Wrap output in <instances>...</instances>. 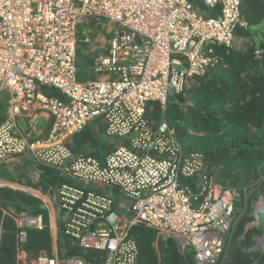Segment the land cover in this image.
<instances>
[{
    "label": "built area",
    "instance_id": "obj_1",
    "mask_svg": "<svg viewBox=\"0 0 264 264\" xmlns=\"http://www.w3.org/2000/svg\"><path fill=\"white\" fill-rule=\"evenodd\" d=\"M242 1L0 0V86L9 94L0 160L27 156L62 175L54 193L63 235L102 253L101 264L138 263L135 226L173 237L196 264L225 257L245 198L204 172L203 157L184 149L167 119L151 124L147 115L166 109L169 89L180 93L205 73L214 47L234 45L247 25ZM89 17L116 28L92 58L94 77L83 79L78 42L90 40L78 24ZM94 120L114 146L102 158L73 153L66 141ZM17 238L25 240L24 224ZM33 264L89 263L39 254Z\"/></svg>",
    "mask_w": 264,
    "mask_h": 264
},
{
    "label": "trees",
    "instance_id": "obj_2",
    "mask_svg": "<svg viewBox=\"0 0 264 264\" xmlns=\"http://www.w3.org/2000/svg\"><path fill=\"white\" fill-rule=\"evenodd\" d=\"M243 16L247 26L236 28L235 35L247 38L253 27L264 22V1L251 0ZM99 25L98 20L94 26L102 29ZM84 47L86 49L87 44ZM262 48L256 54L253 44L241 51L233 46H216V61L207 67L204 74L193 78L189 90L168 100L165 110L156 107L147 115L151 124H157L162 118L167 119L169 124L173 123L179 128L178 137H195L186 151L198 152L207 165L204 172L209 177L214 176V180L224 187L237 189L245 198L231 232L226 255L214 264H264V253L249 250L253 235L258 232L255 226L250 227L255 218L253 206L259 197H264V46ZM88 54L83 51L81 66L84 73L92 62ZM78 74L85 78L79 68ZM43 89L48 95H60L56 90ZM183 110L192 113L193 122H200L198 129L181 130ZM5 113V100L0 96V123ZM103 132L104 125L100 120H94L70 137L66 144L75 154L102 158L115 144L106 133L109 140H98V134ZM37 169L41 171L40 179L32 183L31 178H27V182L42 192L51 191L63 180L52 167L37 165ZM8 205L18 211L28 210L41 215L42 227L26 228L25 240L18 241L13 219L2 213V209H9ZM0 224V264H16L18 245L26 250L29 260L43 252L51 255L49 212L41 199L1 185ZM132 236L139 249L137 264H196L190 253L178 250L171 236H156L154 230L143 226L133 227ZM58 244L57 247L64 250L59 253L66 258L75 255L89 264L102 262V253L81 250L66 237Z\"/></svg>",
    "mask_w": 264,
    "mask_h": 264
},
{
    "label": "crops",
    "instance_id": "obj_3",
    "mask_svg": "<svg viewBox=\"0 0 264 264\" xmlns=\"http://www.w3.org/2000/svg\"><path fill=\"white\" fill-rule=\"evenodd\" d=\"M250 1L251 0L243 1V4L241 5L242 14H243V11L246 10L247 4H249ZM106 32L109 33V36H110V29H106ZM108 38L103 37L101 40L96 41V43H94L91 46L90 44H87L86 49L85 47L84 49L82 48L81 41L78 42V54L79 55L77 57H78V63L80 62L78 65V68H79L80 74H83V77H85L83 79L94 77L93 75H91L89 71L90 65L92 62L88 64V66L86 67L87 69L86 73L83 72V67L81 66V63H83L82 61L83 51L90 53L88 55H90L91 58H93L92 56L98 53H105L107 50ZM0 96L3 99V101L5 100V104H6V113H5V118H4L5 120L9 112V106L7 104L9 94H8V91L4 87L1 88V86H0ZM47 117H48L47 114H45L44 116H41L42 119L50 120V118H47ZM19 123L22 127L24 126L22 119L19 120ZM48 124L49 122H47L46 120L44 121L40 120L36 124L37 130L39 131L42 129L46 130V128L48 127ZM5 164L9 166L10 168L6 169ZM40 176H41V171L38 170L37 167L31 163L30 159L27 156H16L13 158H9L7 160H0V186L4 185L5 187H9L14 191L20 190L24 193L31 194L32 196H35L41 199V201L46 204L48 212H49V226L51 228L52 252H51V255L49 256L55 255L61 259V258H64V256L60 254L59 252L60 251L62 252L64 250L63 249L60 250L57 247V244H58V241H60L61 239L60 243L58 244L59 246L62 243V238H64L65 236L63 235V232H62V222H63L61 218L62 214L59 211L58 205H56L57 202H56L55 193H54L56 186L51 191L42 192L40 189L34 188L27 182V178H31L32 183L33 182L35 183L40 179ZM50 193H54V194L50 195ZM8 207L9 209H2V213L4 215H9L13 219V223L15 225L14 228H15L16 238H17V231L20 228V225L22 224H24L25 229L28 227H33V228L42 227L41 215L31 213L28 210L18 211L12 205L10 206L8 205ZM25 214H29L30 216L32 215L31 223H34L35 224L34 226L31 223H26L28 218L25 216ZM0 233H1V224H0ZM17 248L18 249L16 253L15 263L16 264H28V263L33 264V259L29 260L26 250H24V248L20 245H18ZM20 250L24 252H20ZM40 254H45V253L43 252ZM45 255H48V254H45Z\"/></svg>",
    "mask_w": 264,
    "mask_h": 264
},
{
    "label": "rangeland",
    "instance_id": "obj_4",
    "mask_svg": "<svg viewBox=\"0 0 264 264\" xmlns=\"http://www.w3.org/2000/svg\"><path fill=\"white\" fill-rule=\"evenodd\" d=\"M197 8H198V5H197ZM94 18L92 17H89L88 19L84 21H80L79 22V26H78V33H80V36L81 38L84 37L85 34H87L89 36V40L90 42L87 43L85 41H81V45L82 46H85V44H90L93 45L94 43H96V41L98 40H101L103 37H109V33L106 32V29H114L116 28V25H112V24H109L107 22L106 19H103V18H100L98 19L99 22H100V25L102 27V29H100L99 27H95L94 24L96 22H98V20H93ZM93 20V21H92ZM264 22L261 23L260 25H256L255 27H251L252 28V31H251V34H249V36L246 38V37H242V36H236V39H235V44H234V48H239V50H243L245 48H247L248 46H251L252 44L254 45L255 49L257 51L260 50V48H262L264 46ZM263 27V28H262ZM251 36V37H250ZM263 49V48H262ZM256 54H259V53H256ZM193 85L191 81L188 82V85L185 87V89L180 92V93H174V90L172 89H169V96H168V100H173L174 98L177 97L178 94H181V93H184L186 92L188 89L189 86ZM168 102V101H167ZM166 107L167 104H166ZM184 111V110H183ZM182 111V112H183ZM189 113V114H188ZM192 116V113L191 112H188V111H184V114L182 116V120H181V130H183L184 132H188L190 131V129H198V126H200V122H193L194 120V117H191ZM170 125L175 129V133L177 135V130H179V128L177 126H175L173 123L170 122ZM178 137V135H177ZM98 140H106V136H105V133L103 132L102 134H98ZM179 140L181 141L183 147L185 150H187L186 147H188L189 144H192L194 142V139L195 137L193 136H189L187 137L186 135H179ZM109 140V139H107ZM111 140H114L113 138ZM110 144H111V141H110ZM6 166V169L10 168L9 166ZM57 205V203H56ZM261 215H263L264 217V212L263 210H261Z\"/></svg>",
    "mask_w": 264,
    "mask_h": 264
},
{
    "label": "clouds",
    "instance_id": "obj_5",
    "mask_svg": "<svg viewBox=\"0 0 264 264\" xmlns=\"http://www.w3.org/2000/svg\"><path fill=\"white\" fill-rule=\"evenodd\" d=\"M242 16H243V14H242ZM243 18H244V16H243ZM239 27H243V26H238L237 28H239ZM235 39H236V35L234 33V42H235ZM255 51H257V50H255ZM261 210H263V212H264V197H259L255 201L254 206H253V214L255 215V218L253 219V221L250 222V227L255 226L257 228L258 232L254 233L253 244L250 246L249 250L257 251L258 253H264V217H263V215H261V213H262ZM64 258H66V257H64ZM64 258H61V259H64Z\"/></svg>",
    "mask_w": 264,
    "mask_h": 264
}]
</instances>
